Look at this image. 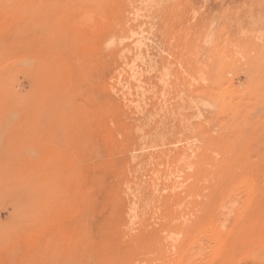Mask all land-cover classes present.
Returning a JSON list of instances; mask_svg holds the SVG:
<instances>
[{"label": "rangeland", "instance_id": "1", "mask_svg": "<svg viewBox=\"0 0 264 264\" xmlns=\"http://www.w3.org/2000/svg\"><path fill=\"white\" fill-rule=\"evenodd\" d=\"M0 264H264V0H0Z\"/></svg>", "mask_w": 264, "mask_h": 264}, {"label": "bare ground", "instance_id": "2", "mask_svg": "<svg viewBox=\"0 0 264 264\" xmlns=\"http://www.w3.org/2000/svg\"><path fill=\"white\" fill-rule=\"evenodd\" d=\"M3 4V3H2ZM68 8V7H67ZM80 10V9H79ZM54 17V16H53ZM84 159V158H83ZM78 161V160H77ZM91 162V161H90ZM80 163V162H79ZM83 163V162H82ZM221 164V163H220ZM214 167V166H213ZM208 171V170H207ZM213 172V171H212ZM73 176V175H72ZM202 183V182H200ZM202 190V189H201ZM181 193V192H180ZM224 200V199H223ZM185 219V218H184ZM186 224V223H185Z\"/></svg>", "mask_w": 264, "mask_h": 264}]
</instances>
